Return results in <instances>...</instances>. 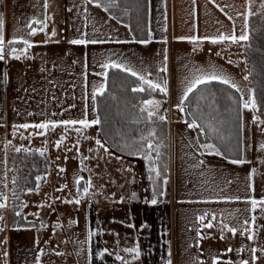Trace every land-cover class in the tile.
Segmentation results:
<instances>
[{
	"label": "rangeland",
	"instance_id": "obj_1",
	"mask_svg": "<svg viewBox=\"0 0 264 264\" xmlns=\"http://www.w3.org/2000/svg\"><path fill=\"white\" fill-rule=\"evenodd\" d=\"M71 1L72 10L77 12L71 14L68 12L65 16L50 19L51 24L48 25V30L42 32V36L50 39L68 37L73 40L86 33L89 40L108 41L106 37L110 36L115 40L129 41L122 44L114 40L110 43L76 45L88 55L87 58L84 54L76 58L77 64L71 69L73 74L64 72L60 74V78L66 81L57 80L58 77H54V73L47 76L38 75L39 73L33 75L29 71L30 67L24 63L26 76L24 71L19 73L18 69L15 80L8 81L3 92L0 90V100L5 99L2 113L5 115L3 118H1L3 115L0 116V192L8 196L7 207L0 210V216H3V220H0V264L23 262L32 264L38 258L47 260V264H89L90 252L92 264H119L115 254L123 256L133 264L135 260L131 259V254L122 250L132 248L135 240L141 245H147L151 235L152 245L155 248L161 246L163 243L161 233H157L155 237V232L163 231L164 219L160 216L159 226L153 222L156 227L153 225L150 227L145 222V219L149 220L151 216L150 211L144 208L140 215H137L138 211L137 214L133 211L129 214L133 207L130 208L128 204L132 200L122 201L119 196L123 189L127 188L130 193L134 192L138 198L144 200L143 195L150 192V188L153 191L154 186L159 199H172L174 216L170 219L171 235L173 232L181 234L182 229L190 224L189 221L192 219L190 216L187 217V210L188 214L197 215L202 212L214 214L223 209L225 214L233 217L232 222H235L238 217L233 204L236 194L239 191L247 193L252 190L254 200L257 201L254 208L256 226L254 248L257 249L255 252L257 259L253 264H264V228L260 227L264 223V204L261 203L264 201V148L260 147L264 144V119L255 121L252 119L251 111L246 108L241 114V134L244 143L242 152L245 153L243 173H247L248 170V175L243 174L248 183L246 190L244 184L236 179V168L231 161L222 159V155H216L214 152L211 156L208 154L204 156L202 152L204 148L201 149L199 146L194 129L187 127L182 112L177 107L180 103L178 99L183 96L185 87L195 75L192 70L193 63L205 71L215 70L228 77L241 89L244 102H247L246 85L249 83L245 77L248 78L250 74V61L245 55L244 47L249 45V54L264 50L261 49V37L258 35L264 34V8L261 7L264 0H153L152 20L148 16V24L152 22V26L147 44L131 38L127 24L115 15L122 13L114 11V8L110 11L115 14L105 12L93 2L87 1L89 8L86 10L79 3L81 0H60L65 3V9L69 7L68 3ZM47 2L48 8L45 10V0H0L5 41L14 36L18 39L24 38L28 34L25 28L30 21L29 13L36 10L40 3H43L42 9L47 11L46 14L53 15L59 8L58 2L57 0ZM249 11L251 15H248ZM60 22L62 26L59 28ZM53 30L55 36L52 35ZM36 33L40 35L39 31ZM219 34L237 36L247 34L249 39L237 43L231 41L212 43L210 40L202 39ZM190 36H198L201 39L196 43L178 39ZM69 45L70 43L60 42V45L55 47L69 48ZM194 48L196 51H193ZM165 49L168 53V70L167 73H160L158 69L163 66ZM62 52L68 59L66 53ZM85 58L90 62L88 66H93L94 72L89 73L88 90L83 89V83L79 79L85 73ZM109 58L112 61L123 62L155 83H162L164 79L168 81V90L166 94L162 93L165 95L163 98L156 94L149 98L159 101L158 107L143 104L148 111L161 109V114L167 119L169 166L167 165L165 175L161 173L160 177H156L155 173L150 174L149 162L140 154L129 155L126 150L121 151L115 146H106L109 147L110 153L105 152L96 144L97 139L105 144L97 125L84 128L79 124L65 126L59 123L63 120L91 121L97 117L93 91L104 85L102 75L97 73L104 71L100 65L108 62ZM22 59L25 60L24 55ZM55 74L59 76L58 72ZM69 75L75 80L68 79ZM53 82L54 85L51 84ZM70 84L74 87L68 91L67 86ZM81 86L83 93L80 95ZM51 87L56 92L55 100L48 96L51 94ZM172 114H177V117ZM53 121L56 123L54 125L49 123L47 129L18 127L22 124L33 125ZM145 123V119L133 123L131 135L125 140L128 143L138 141L141 135L146 136L151 128H155L154 124L145 126ZM138 124L141 128H136ZM153 142L159 143V139L156 140L155 137ZM16 148H21V151L45 152L49 157V165L48 171L38 176L41 179L39 181L36 179V186L32 191L28 189L16 191L13 196V177L18 169H21L22 176L25 177L28 172L26 166L19 161H15L12 167L8 165L7 155L11 150L16 151ZM152 155L155 160V152ZM240 158L243 159L242 154ZM199 161H203V164H199ZM80 177H83L80 183L81 191L90 180L89 195L81 198L79 205L66 203L65 200L78 198L75 181ZM161 192L164 195H161ZM225 197L231 199L225 202ZM248 203L251 204L250 199ZM185 205L188 206L187 209H183ZM8 211L14 214L21 213L22 215H17V218L23 216L25 220L41 223L14 226L6 231L4 224ZM158 211L159 209L152 212ZM179 212L183 218L178 217ZM132 221L141 223V227L138 228L136 224L130 227ZM89 232L93 233L91 238ZM23 238L25 245H18V241ZM103 249H107L111 254L106 253L103 259H100L96 253ZM191 254H196L194 249L189 251V256L188 254L185 256L187 258L184 264H196Z\"/></svg>",
	"mask_w": 264,
	"mask_h": 264
},
{
	"label": "crops",
	"instance_id": "obj_2",
	"mask_svg": "<svg viewBox=\"0 0 264 264\" xmlns=\"http://www.w3.org/2000/svg\"><path fill=\"white\" fill-rule=\"evenodd\" d=\"M87 1L88 0H81V2H79L81 4V6H83V8H86V10L89 8V4H87L88 3ZM57 2H58L57 6H59V8L53 12V15H51V13L48 15V13L47 14L45 13L47 11H43V9H42L43 3H40L39 6L36 7V10H34L32 13H29L30 21L26 24L27 25L26 28H25L26 25H24V28L28 34L25 35L24 38L29 39L30 42L34 45L33 47L28 49L30 51L32 50V52L27 51V54L24 55L25 60L22 59L23 55H21V59H19V60L12 59V58L6 56L5 60L0 61V90H2V92L5 88V84L8 81L15 80L16 75L18 73V69H19V73H21V71H24V74L27 73L24 70L25 67H23L24 63L30 67L29 71L33 75H35L34 73H36V74L39 73L38 75L45 74L47 76L48 74L54 73V77H58L57 80L66 81L65 79L60 78V74L63 72L67 73V74H69V73L73 74L71 69L73 68V65L77 64L76 58L81 57L83 54L85 55V53H83L82 48H78L76 45L73 48L74 45L70 43V41L72 39H70L68 37H66V38L52 37L50 39L47 36H45V37L42 36L41 34L43 31H39V30L38 31H39L40 35H37V33H36L35 36H37V37H35V38L30 37V35H29L30 31H29L28 25L33 20L40 22V23L34 24L33 27L39 29V28H41V26L46 24L47 27L44 29V31H46V30H48V25L51 24V23H49L50 19L57 17V16H63V15L65 16V14L68 12H70V14L77 12V11L72 10L73 9L71 7V5L73 3L72 1L68 3L69 7L67 9H65V3L60 2V0H57ZM152 2H153V0H148V12H149L148 16H150L151 20H152L151 12H152V6H153ZM79 17H81L80 13H79ZM58 26L60 28L62 26V23L61 22L58 23ZM150 26H152V22L149 25V31H150ZM128 31H129V29H128ZM130 36H131V34H130ZM14 38L18 39L17 36H14L13 38H9V40H12ZM86 38L88 39L87 36H86ZM91 38H92V36H91ZM106 38L108 39L109 43L113 42L115 40L114 38H110V36L106 37ZM131 38H132V36H131ZM7 41H5V48L6 49H8ZM45 41H47V42H45ZM115 41L121 42V44H122L125 41L128 42L129 40L127 39L125 41H121V40L120 41L115 40ZM60 42L70 43L69 48H61L62 49L61 50V49H58V47H55L56 45H60ZM15 47H17L18 49H23L24 46L22 44H17V45H15ZM70 47H72V48H70ZM33 48H34L35 52L33 51ZM62 51H64L66 53V56L68 59H66L64 57V53ZM17 54H20V52L18 51ZM87 55H88V53L85 55L86 58H87ZM86 58L84 60L85 73L83 74L82 78H79V79L83 83V89L86 88V90H88L87 87L89 85L88 81H89V77H90L89 73L93 74L94 72H92L93 66H91V67L88 66V63L90 64V62H88V60ZM27 59H29V60H27ZM55 72H58L59 76H56ZM4 73L7 74L6 79L3 76ZM80 73H81V71H80ZM45 75H43V76H45ZM25 76H26V74H25ZM68 77H69L68 79H70L71 81L75 80V78H73V77L71 79L70 75ZM104 77L105 76L102 75L101 80L104 81ZM37 78H35V79H37ZM247 79H248V83H249L248 85H246V93H247V98H248L247 102L251 103L252 100L254 99L255 105H256L257 103H256V99L253 95V90H252L251 83L249 81V77ZM44 83H46V81ZM51 84L54 85V82ZM51 84H50V86H51ZM72 84H74V83H72ZM72 84L67 86L68 91L73 89L74 86H71ZM52 87H54V86H52ZM82 93H83V90H82V86H81L80 95ZM239 94L241 97V105H242L241 109H242V113H243V111H244L243 104L245 102H244V96L242 94L241 89L239 91ZM48 96H50L53 100H55L56 92H55L54 88H52L51 94H49ZM0 98H1V96H0ZM181 98H179L178 101H180ZM0 101H1L0 102V113H1L0 116L3 115L1 117V118H3L5 115V113L2 114L3 113V105L5 104V99H2ZM246 109H249L251 111L252 119H255V121L256 120L261 121L264 119V112L259 110L257 105L255 106V108L249 107ZM5 112H6V110H5ZM259 113H260V115H259ZM47 121H50V120H47ZM194 134H195V137L197 138L195 131H194ZM191 138H194V137L191 136ZM194 144H195V142H194ZM243 144L244 143L242 142V148H243ZM105 146H107V145H105ZM202 152L204 153V156L207 154H208V156H211V153H212V152H207V150H204V149H202ZM107 153H110V151H108ZM169 156H170V153H169ZM204 156H203V158H204ZM242 157L244 159V157H245L244 152H242ZM222 159L229 160V161L232 160V159L226 158L224 156H222ZM233 165L236 168V174H237L236 179H238L242 184H244V187L246 189L248 183L246 182L245 178L243 177V174H247L248 170H247V173H243V169H245V164H243V165L233 164ZM168 166H169V160H168ZM227 166H228V164H227ZM228 167L231 168L230 165ZM123 190L124 191L119 196L120 200H122V201H124V200L131 201L132 200V202L128 204V205H130L129 206L130 208L133 207V209H130L131 211L129 214H132L131 213L132 211L137 214V211H138L137 215H140V212L142 211V209L145 208L146 211L147 210L150 211V214L152 216L151 217L149 215L150 216L149 220L147 218L145 219L146 224H149V226L151 227L153 225V222H155V224L157 226H159L158 225L159 221H161L160 216L164 219V224H165V227H163V231L159 230V231L155 232V237H157V233H161V239L163 240V243H161V246L159 245L155 248L152 245L153 235H151L149 237L150 240L148 239L147 245H141V243H138L137 240L134 241V245L132 246V248L138 247L140 250V256L138 257V259H136L133 262V264H167V261L169 259V252L171 254L170 255L171 264H182V262L184 264V262L186 261V258H187L185 256H187V254L189 256V251L192 249H194L196 254H191V255H193V256H191V258H194L195 262H197V260L201 261L202 264H213L214 261H215V264H239V262L241 260H248L249 264H253V261H252L253 253L251 252V249L254 248V242H255L254 230H255L256 226H255V221H254V208H253L252 204L248 203L249 199L251 201L254 199L252 190H250L249 192L247 191L248 194L243 193L242 191H239L236 194L237 196L240 197V199L238 201L235 199L233 200V204H234V207L237 209V216H238L236 218L235 222L234 221L232 222L233 217H231V215L225 214V211L223 209L217 211L218 213H214V214H211L209 212H206V213L202 212V213H199L197 215L196 214H194V215L188 214V210H187V217L190 216L189 218L192 220L189 221L190 224L186 228L182 229L181 234H179V232H178L179 235L176 234L175 232H173L171 235V232H170V219L174 216V212H173L174 206H173V202H172L171 198H169V199L166 198L167 197V195H166V197H165L166 199L164 200V199H159L156 195L155 198L157 199V203L152 204L151 203V200L153 199L152 188H150V192L143 195L144 200H142L141 198H138L134 192L130 193L127 188H124ZM133 193H134V195H133ZM133 196H134V198H132ZM133 200H135V201H133ZM187 208H188V206L185 205L183 209H187ZM158 209H159L158 212L161 213V211H162V215H160V213L158 214V212L157 213L152 212L154 210L157 211ZM184 215L186 216V214H184ZM131 216L132 215H130V217ZM200 216L205 217L203 223H201V221L198 219V217H200ZM213 216H215V219H213ZM178 217L183 218L181 212H179ZM136 220H137V218L135 217V221ZM245 221H247V223H245ZM221 222H223V224H227L229 227H236L238 229V231L236 232L235 235L232 232L228 231L227 229H223V231H222V223ZM208 223H212L213 227H211V228L206 227L205 225ZM135 224L138 228H140L142 225L141 223H136V222L133 223V221H132V222H130L129 226L134 227ZM156 225H153V227H156ZM179 225H181V224H179ZM184 226H186V225H184ZM4 227H6V231L9 230V228H14L8 224L7 217L5 219ZM260 227L264 228V223H262V226L260 225ZM244 229H247V231H244ZM150 232H152V228L150 229ZM162 233H164V234L162 235ZM249 235L252 236L251 240L248 238ZM221 237H223V238H221ZM23 240L20 239L18 241V245H20V244L25 245V238H23ZM11 242H12V240H11ZM103 248H105V246H103ZM263 248H264V245H263ZM143 250H145V252ZM238 250H242V251H238ZM158 259H159V261H158ZM90 260L92 261V259H90V257H89V261ZM91 261L89 262V264H92ZM28 263H26V264H28ZM34 263L47 264V260L38 258V259L34 260ZM34 263H32V264H34ZM118 263L121 264L120 261ZM20 264H25V262L20 263Z\"/></svg>",
	"mask_w": 264,
	"mask_h": 264
},
{
	"label": "trees",
	"instance_id": "obj_3",
	"mask_svg": "<svg viewBox=\"0 0 264 264\" xmlns=\"http://www.w3.org/2000/svg\"><path fill=\"white\" fill-rule=\"evenodd\" d=\"M118 2L120 7L114 8V11H119L122 15L109 12L127 24L133 40L149 39L148 0H118ZM125 7L130 9L127 14L123 11ZM258 35L261 37L262 46H260L263 50L264 34ZM250 40L252 42V39ZM248 49L249 45H245V55L250 61L249 81L256 99V105L259 110L264 112V50L262 52L253 51L249 54L250 49L249 52ZM137 87H143L144 91L133 92L132 89ZM104 88V93H97L94 99L95 111L101 120L97 129L105 144L109 147L115 146V148L131 135L134 128L133 123L143 121L146 118V112L141 114V108H144L143 101L148 100L152 94L162 98L165 96L158 89H151L148 85L140 82L137 77L118 69L107 70V76L104 77ZM201 92L208 98L199 100L200 93L190 94V99L184 105L186 110L182 112V118L186 123L190 122L192 119L190 113L195 112L197 105H199L204 113V120H212L214 126L219 130L217 133H213L207 129L206 124L204 131L194 129L199 144L213 143L220 150L222 156L233 159L240 158L242 154V109L239 92L218 81H213L207 86H201ZM156 112L158 116L162 115L161 109ZM204 120H198V123L203 124ZM148 125L145 123V126ZM139 127L141 128L138 124L136 128ZM154 127L157 132L156 140L158 138L159 143L164 145L160 149L162 155L158 164L161 173L165 175L168 167L167 120L161 122L157 119ZM15 161L23 163L28 171L26 177L22 176L21 169H18L15 175L17 178L16 191L18 192L35 188L36 178L48 171L49 157L45 152L11 150L7 155L8 165L12 167ZM22 218L23 216L17 218V215L12 211L7 212V221L11 227L41 223Z\"/></svg>",
	"mask_w": 264,
	"mask_h": 264
},
{
	"label": "snow or ice",
	"instance_id": "obj_4",
	"mask_svg": "<svg viewBox=\"0 0 264 264\" xmlns=\"http://www.w3.org/2000/svg\"><path fill=\"white\" fill-rule=\"evenodd\" d=\"M88 2L95 3L97 7L103 8V10L105 12H109L113 8L120 7L118 0H88ZM261 7L264 8V4H262ZM44 8H45V10L48 8L47 0H45ZM249 8H250V5H249ZM123 11L127 14L130 11V9L125 7L123 9ZM251 14L252 13L249 11L248 15H251ZM229 19H231V17H229ZM37 23H40V22L33 20L28 25L31 36H35L36 32L38 30L44 31V29L47 27L46 24H44L39 29L33 27V25L37 24ZM245 24L247 25V20H245ZM55 34H56L55 30H53L52 35L55 36ZM150 35L151 34H149V36ZM178 39L179 40H189V41H192L193 43H196L201 38L198 36H190V37H179ZM202 39L210 40L212 43H218V42H222V41H231L233 43H237L239 41H246L249 39V37L247 34H241L239 36H237L235 34H232V35L219 34L218 36H215V37H204ZM45 42H47V41H45ZM105 42H109V41L104 40V39H91V40H89L86 38V33L81 35L80 38L73 39L70 41V43L73 45H87L89 43L97 44V43H105ZM148 42H149L148 39H144V40L139 41V43H142V44H147ZM166 42L167 41L165 39V43ZM7 44H8V49L5 48V37L3 34V16H2V13H0V61L5 60L6 56H8L12 59L19 60V59H21V55H26L28 49L34 46L30 42L29 39L23 38V37H21L19 39L14 38L12 40H9V41H7ZM17 44H22L24 46L23 49H18L17 47H15V45H17ZM18 51L20 52V54H17ZM193 51H196V49L194 48ZM162 63H163V66L160 67L158 69V71L160 73H167V70H168L167 69V63H168L167 49H165ZM100 67L104 71H102V73H97V75H104L106 77L107 76V70H109V69L122 70L124 72L130 73L131 76H133V77H137V79L140 82L148 85L151 89H154V90L159 89V91L161 93H165V94L167 93V90H168L167 89V84H168L167 79H164L162 83H155L151 79H146L144 75L139 74L137 71L133 70L131 67L126 66L123 62L112 61L111 58H109L108 62L101 64ZM192 70L194 71L195 75L188 82L187 86L184 89L183 96L180 100V103H179V105H177V107L180 109L181 112H184L186 110L184 105H185L186 101H188L190 99V94L196 95L197 93H200L199 100H206L208 97L203 95V93L201 92V86H207L208 84H210L213 81H218L219 83H221L223 85H227L230 88L236 89V91L239 92V88L237 87V85L235 83H232L228 77L216 72L215 70L205 71L202 67L196 66L194 63L192 65ZM3 76L6 79L7 74L4 73ZM245 79H247V77H245ZM104 91H105V88L103 85H101L98 89H95L93 92V99H95L97 93L103 94ZM132 91L133 92H142V91H144V88L143 87H137V88H133ZM143 104L145 106L151 105V106L158 107L159 101H156L154 99H148V100H144ZM255 106L256 105H255L254 99L252 100L251 103L245 102L243 104L244 108H249V107L255 108ZM145 112L147 113L145 120H146V123H148L149 125L156 123L157 119L161 122L166 120L165 116H163V115L158 116L156 111H148L146 108H141V114H143ZM190 114L192 116V119L190 122L187 123L188 128L199 129L201 131H204L205 130V124H206L207 129L209 131H211L213 133H217L219 131L214 126L212 120H204V113L199 108V105H197V110L195 112H191ZM85 115H86V113H85ZM198 120H204V123L203 124L198 123ZM49 123L54 125L56 122H54V121L53 122H44V123L33 124V125L22 124V125H19L18 127L23 128V129H27L29 127L38 128V129H47L49 127ZM59 123H62L65 126L79 124V125H82L84 128H87L91 125H99L101 123V120L97 116L96 118L92 119L91 121H89L87 119H80L78 121L77 120H63V121H60ZM14 127H16V126H14ZM77 131L79 132L80 129H77ZM156 136H157L156 129L151 128V130L148 132V134L146 136L141 135L138 141L134 140L132 143H128L127 140H124L121 143H119L117 145V147H119L121 151L126 150L129 155H136V154L142 155L143 158L149 162V168H148L149 173L150 174L155 173L156 177H160L161 176V169L159 167L158 162H159V159L161 158V155H162L160 149L162 147H164V145L162 143H154L153 142V140ZM8 143L10 144L11 142L9 141ZM96 144L99 147L103 148L105 152L109 151V147H106L105 144L102 143V141L100 139L96 140ZM199 146L201 148L206 149L209 152H214L216 155L222 154L220 152V150L217 148V146L213 143H203ZM260 147L264 148V144L260 145ZM16 151L20 152L21 148H16ZM153 152H155V154H156L155 160L153 159V155H152ZM231 163L236 164V165H243V164H245V160L242 158H236V159H232ZM81 164L83 166V159L81 160ZM199 164H203V161H199ZM164 167L166 168V165ZM81 170H83V167ZM61 171H63V169H61ZM149 178L150 179L152 178L151 175ZM36 179H37V181H39L41 178L37 177ZM81 180H83V177H80L75 181V183L77 185V197L78 198L73 199L71 201L65 200L66 203H74L76 205H79L81 203V198L87 197L89 195V191H90V187H91L90 180H89L88 184L83 187L82 191L80 189ZM12 183L14 186L12 189V192H13V196H15V192L17 190V188H16L17 178L16 177H13ZM164 184L165 185L167 184L166 177L164 179ZM5 187H6V185H5ZM28 191H32V189H28ZM156 194H157V189L154 186L153 187V199L151 200L152 204L157 203V199L155 198ZM160 194L164 195L163 192H161ZM93 195H95V194H93ZM230 199L231 198H227V197L224 198L225 202H228ZM239 199H240L239 196L235 197V200L238 201ZM7 201H8V196L5 193L0 192V210H3L7 207ZM256 203H257V201L254 199L251 201L253 208H255ZM261 203L264 204V201H262ZM41 207H43V205H41ZM15 214L19 215L20 213L16 212ZM198 219L201 221V223H203L205 217L200 216V217H198ZM213 219H215V216H213ZM0 220H3V216H0ZM221 223H222V231H223V229H227L228 231L232 232L234 235L238 231V229L236 227H229L227 224H223V222H221ZM245 223H247V221H245ZM56 226H59V225H56ZM56 226H54V227H56ZM205 226L208 228L213 227L212 223H208ZM244 231H247V229H244ZM92 235H93V233L89 232V238H91ZM221 238H223V237H221ZM248 238L251 240L252 236L249 235ZM122 251L125 253L131 254L132 260H136L140 256V250L138 247L125 248ZM238 251H242V250H238ZM256 251H257V249H255V248L251 249V252L253 253L252 261H255L257 259V257L255 256ZM106 253H108V250L103 249V250L98 251L96 253V255L100 259H103L104 255ZM108 254H111V253H108ZM57 255H62V253H57ZM170 255L171 254L169 252V259L167 261V264H171ZM89 256L91 259V252L89 253ZM115 258H116V260L120 261L121 264H131V262L128 259H125L123 256H121L119 254H115ZM196 264H202V262L197 260ZM213 264H215V261L213 262ZM239 264H249V261L248 260H241L239 262Z\"/></svg>",
	"mask_w": 264,
	"mask_h": 264
},
{
	"label": "built area",
	"instance_id": "obj_5",
	"mask_svg": "<svg viewBox=\"0 0 264 264\" xmlns=\"http://www.w3.org/2000/svg\"><path fill=\"white\" fill-rule=\"evenodd\" d=\"M172 115L175 116V117H177V116H176L177 114H172Z\"/></svg>",
	"mask_w": 264,
	"mask_h": 264
}]
</instances>
